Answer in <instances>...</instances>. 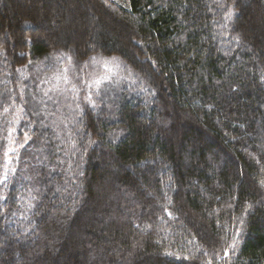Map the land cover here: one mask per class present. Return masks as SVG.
Masks as SVG:
<instances>
[{"label":"trees","instance_id":"obj_1","mask_svg":"<svg viewBox=\"0 0 264 264\" xmlns=\"http://www.w3.org/2000/svg\"><path fill=\"white\" fill-rule=\"evenodd\" d=\"M90 1L84 41L0 18V264H264V0ZM92 57L130 78L48 83Z\"/></svg>","mask_w":264,"mask_h":264},{"label":"rangeland","instance_id":"obj_2","mask_svg":"<svg viewBox=\"0 0 264 264\" xmlns=\"http://www.w3.org/2000/svg\"><path fill=\"white\" fill-rule=\"evenodd\" d=\"M116 1L122 4L127 2V0ZM41 2L48 3L51 8H56L63 2L64 7L62 11L64 18L62 21H57L58 23L52 24L53 27L59 28L57 30L62 35L61 41H65V38H71L77 41L91 39L96 35V30L100 32V30L102 31L104 29L103 23H110L106 16L99 12L90 0H0V18L2 16L11 17V6L18 4L21 10L24 9V15L29 13L30 10L28 9L36 7L38 10V19L40 18L42 20ZM33 19L36 20L37 18L33 17ZM49 19V22L53 19L51 13L49 14ZM44 35L47 36L46 33ZM64 63L65 61H54L53 66L49 69L48 77L50 82L48 83L51 87L69 88L73 92V97L80 101L86 100L93 103L97 95L107 90L106 88L112 83H116V81L123 80L124 78H130V73L125 71L123 63L117 57H92L84 66L86 67L84 71L77 70L76 67L73 68L72 66L70 68ZM109 91L111 90L107 92ZM77 103L76 101L74 105ZM72 110L74 111L70 105L68 113H71ZM15 134V131L10 132L9 146L7 149L9 155L19 147ZM22 139L26 142L27 137ZM19 143H21L20 140Z\"/></svg>","mask_w":264,"mask_h":264},{"label":"snow or ice","instance_id":"obj_3","mask_svg":"<svg viewBox=\"0 0 264 264\" xmlns=\"http://www.w3.org/2000/svg\"><path fill=\"white\" fill-rule=\"evenodd\" d=\"M4 179L6 180V179H7V176H5ZM169 214H171V213H169ZM230 247L233 248V249L236 248V241H235V240H233V242H232V244L230 245ZM225 254L227 255V250H226Z\"/></svg>","mask_w":264,"mask_h":264}]
</instances>
